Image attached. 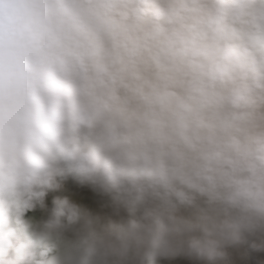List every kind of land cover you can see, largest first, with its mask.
Returning <instances> with one entry per match:
<instances>
[{"label":"clouds","instance_id":"clouds-1","mask_svg":"<svg viewBox=\"0 0 264 264\" xmlns=\"http://www.w3.org/2000/svg\"><path fill=\"white\" fill-rule=\"evenodd\" d=\"M0 264H264V0H0Z\"/></svg>","mask_w":264,"mask_h":264}]
</instances>
